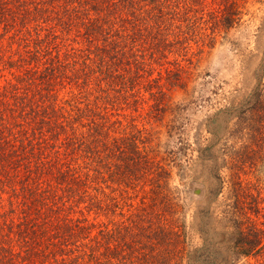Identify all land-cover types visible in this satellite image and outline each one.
Masks as SVG:
<instances>
[{
	"label": "trees",
	"instance_id": "1",
	"mask_svg": "<svg viewBox=\"0 0 264 264\" xmlns=\"http://www.w3.org/2000/svg\"><path fill=\"white\" fill-rule=\"evenodd\" d=\"M247 1L0 0L24 50L18 80L0 81V218L17 226L0 238L18 249L0 242V264H264V198L243 176L251 153L264 161V88L230 103L227 136L186 167L208 185L202 208L155 136L196 74L172 57L242 25Z\"/></svg>",
	"mask_w": 264,
	"mask_h": 264
},
{
	"label": "rangeland",
	"instance_id": "2",
	"mask_svg": "<svg viewBox=\"0 0 264 264\" xmlns=\"http://www.w3.org/2000/svg\"><path fill=\"white\" fill-rule=\"evenodd\" d=\"M248 1L243 24L227 34L222 33L212 47L204 44L203 52L200 54L198 52L194 56V52H197L202 43L200 39L197 41L193 39L190 40L189 50L183 52V55L171 56L173 59L182 60V63L186 65H191L188 63V58L192 57L196 74L188 88L174 92L172 102L176 105L168 112L165 119L157 121L159 132H156L155 136L159 142L160 157L172 162L170 168L174 174V185L178 184L179 173L183 172L186 175L185 172H189L192 175L187 179V190L192 198V206L197 205L202 208L205 205L208 185L201 177L203 173L200 167L193 166L192 172L185 171L186 167L198 161L204 145L213 144L227 136L231 129L230 117L238 114L237 108L230 106V103L239 102L236 107H240V102L248 103V99L244 100V98L255 88L260 86L264 88V0ZM19 37V34L6 33L3 25H0V81L2 84H6L8 80L16 82L18 80L16 76L23 71L21 67L23 61L19 60V56L23 55L24 50L19 46ZM198 57L199 61H197ZM232 136L229 142L235 143L239 148L241 141L235 135ZM250 140L248 142L251 143ZM175 152L177 157H174ZM256 160H258L257 165L250 164V161L256 162ZM179 163L183 164V170L177 166ZM246 166L248 173L243 176L255 185H259L261 196L264 198V161L255 155L252 156L251 153ZM228 172V169L223 170V174ZM18 176H14L12 183L9 182L3 190L4 208L1 209L6 212V218L9 216L12 218L14 215L13 211L10 212L11 198L15 201L17 196L21 198L12 189L14 183L20 188V183H17L20 179ZM2 179L6 180V177L2 175ZM256 191V188L253 189V192L256 193ZM22 193L20 189L21 196ZM20 214V210H17L16 223L19 222ZM114 218L117 219L119 216ZM103 219L107 220L106 217ZM261 220L264 221V217H261ZM15 227L6 225L4 219L0 218V232L6 236L13 228L17 229V226ZM205 229L206 235L211 236V233H208V226H205ZM6 236L3 235L0 242L10 244L18 252L17 246L14 245L16 242L12 244L11 241L6 240ZM192 237L197 240L196 235L192 234ZM19 260L17 257L15 264H21ZM250 261L256 264L254 259Z\"/></svg>",
	"mask_w": 264,
	"mask_h": 264
}]
</instances>
